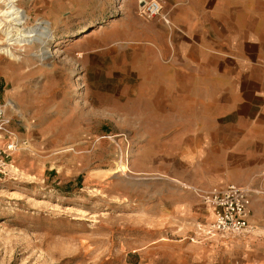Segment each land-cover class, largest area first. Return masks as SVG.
<instances>
[{
	"label": "rangeland",
	"instance_id": "obj_1",
	"mask_svg": "<svg viewBox=\"0 0 264 264\" xmlns=\"http://www.w3.org/2000/svg\"><path fill=\"white\" fill-rule=\"evenodd\" d=\"M141 1L152 0L19 4L25 28L50 23L54 37L18 52L19 64L0 53V109L19 144L0 167V264H264V190L248 187L252 233L199 234L212 222L207 189L175 164L186 159L177 124L150 108L147 52L125 41L128 27L161 18L145 15ZM18 83L44 97L33 114L10 95ZM0 138L2 149L9 138ZM178 245L184 254L213 245L216 257L184 263Z\"/></svg>",
	"mask_w": 264,
	"mask_h": 264
},
{
	"label": "crops",
	"instance_id": "obj_2",
	"mask_svg": "<svg viewBox=\"0 0 264 264\" xmlns=\"http://www.w3.org/2000/svg\"><path fill=\"white\" fill-rule=\"evenodd\" d=\"M157 1L164 15L128 27L125 41L147 52L150 108L177 124L183 145L176 152L186 159L175 164L198 172L206 191L228 184L264 190V10L258 0ZM15 87L10 95L28 112L45 104L35 89ZM213 245H191L189 254L175 246L176 259L210 261Z\"/></svg>",
	"mask_w": 264,
	"mask_h": 264
},
{
	"label": "built area",
	"instance_id": "obj_3",
	"mask_svg": "<svg viewBox=\"0 0 264 264\" xmlns=\"http://www.w3.org/2000/svg\"><path fill=\"white\" fill-rule=\"evenodd\" d=\"M144 3V2H143ZM142 11L149 18L161 15L162 6L156 0L144 3ZM7 107L0 109V135L9 138L8 142L0 149V167L5 170V160L18 150V142L14 141L15 133L10 131L11 120L7 116ZM1 172V174H3ZM203 203L212 213V222L208 226H199V234L206 238H222L241 236L252 233L251 220V191L245 186L234 184L215 187L204 192L201 196Z\"/></svg>",
	"mask_w": 264,
	"mask_h": 264
},
{
	"label": "bare ground",
	"instance_id": "obj_4",
	"mask_svg": "<svg viewBox=\"0 0 264 264\" xmlns=\"http://www.w3.org/2000/svg\"><path fill=\"white\" fill-rule=\"evenodd\" d=\"M23 1L0 0V5L5 6V9H0V53L4 54L15 64L23 61V57L18 55L20 52H25L22 49L37 48L38 46L45 47L54 37V32L51 30L52 24L50 23L41 22L35 28H31V30L25 28L29 16L19 6ZM141 3L143 2L141 1ZM50 53L47 51V53H42L39 57L43 61H47ZM119 166L121 172H127L128 168L126 165Z\"/></svg>",
	"mask_w": 264,
	"mask_h": 264
}]
</instances>
